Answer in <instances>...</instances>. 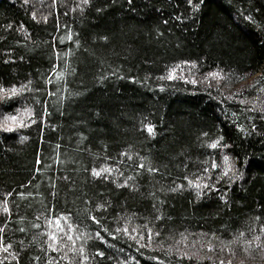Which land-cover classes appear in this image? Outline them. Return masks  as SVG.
<instances>
[{
    "label": "trees",
    "instance_id": "trees-1",
    "mask_svg": "<svg viewBox=\"0 0 264 264\" xmlns=\"http://www.w3.org/2000/svg\"><path fill=\"white\" fill-rule=\"evenodd\" d=\"M222 261L264 264V0H0V264Z\"/></svg>",
    "mask_w": 264,
    "mask_h": 264
},
{
    "label": "snow or ice",
    "instance_id": "snow-or-ice-1",
    "mask_svg": "<svg viewBox=\"0 0 264 264\" xmlns=\"http://www.w3.org/2000/svg\"><path fill=\"white\" fill-rule=\"evenodd\" d=\"M212 75H213V76H217L218 74L213 73ZM16 94H17V89H15V88L11 89V95H16ZM10 119H11L13 122L16 121V117H15V116H11ZM4 130H6V131H13V129H12L11 127H7V126L4 127ZM148 131L151 133V132H152V129L149 128ZM218 143H219V142L217 141V143H213V144H211V147H212V148H216ZM225 160L227 161V157H225ZM108 171H109V169H101L100 171L93 170V173H92V174H93L94 176L99 177L103 172H108ZM226 174H227V173H225V175H226ZM190 183H191V181H190ZM205 187H207V185H205ZM5 210H7V209H5ZM60 219H63V220H65V221L67 222V219H68V218H67V217H61V218L57 219V221H56L57 224H59ZM93 219H95V218H93ZM125 231H126V230H125ZM158 234H159V233H157V235H158ZM149 238L151 239V232H149ZM52 239H55V237H52ZM69 239H71V237H69ZM256 239H259V237H257ZM53 250L55 251L56 249L53 248ZM81 251H82V249H81ZM221 264H223V261L221 262ZM229 264H230V262H229Z\"/></svg>",
    "mask_w": 264,
    "mask_h": 264
}]
</instances>
